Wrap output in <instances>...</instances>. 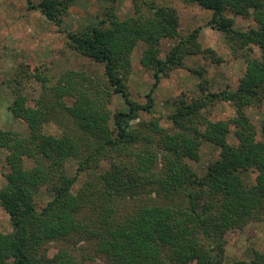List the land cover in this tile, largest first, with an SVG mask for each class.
<instances>
[{
  "label": "trees",
  "instance_id": "16d2710c",
  "mask_svg": "<svg viewBox=\"0 0 264 264\" xmlns=\"http://www.w3.org/2000/svg\"><path fill=\"white\" fill-rule=\"evenodd\" d=\"M76 1L42 0L29 8L65 34L73 53L104 64L105 81L76 70L53 78L38 67L18 82L9 111L29 131L0 126L8 166L0 206L12 224V231H0V264H226L227 235L264 222V122L260 137L248 115L264 106V0H178L212 11L207 26L224 36L233 59L246 63L238 87L219 92L206 69L186 59L220 65L223 58L204 47L202 28L180 33L175 8L136 0L133 15L122 19L114 3L98 26L65 32ZM229 13L258 27L237 30ZM164 40L175 44L163 59ZM141 42V65L155 81L146 104L131 98L127 84ZM179 69L198 78L200 95L173 99L172 130L155 116L141 120L142 113L154 114L162 79ZM36 83L40 96L32 99ZM115 96L127 111L113 113ZM222 103L235 114L215 121L212 110ZM49 124L60 133L46 134ZM205 142L220 155L201 177L189 161H200ZM44 188L52 200L41 208ZM234 264H264V253Z\"/></svg>",
  "mask_w": 264,
  "mask_h": 264
},
{
  "label": "rangeland",
  "instance_id": "374dc122",
  "mask_svg": "<svg viewBox=\"0 0 264 264\" xmlns=\"http://www.w3.org/2000/svg\"><path fill=\"white\" fill-rule=\"evenodd\" d=\"M42 0H0V126L4 129L26 134L29 129L25 122L15 118L9 111L13 102L14 89L18 82L24 81L25 71L32 75L38 67L50 77H57L69 70L84 71L104 80L105 65L96 63L90 59L75 54L67 47V40L60 29L49 22L39 11L29 8L30 2L38 5ZM136 0H77L64 19L65 32L76 33L88 27L98 26L106 18L108 10L115 3L118 16L122 19L131 17L134 13ZM164 5L171 6L178 11L180 16V33L187 36L197 28H202L201 41L206 48L216 50L223 58L220 65L211 63L199 56L189 57L186 63L190 67H203L208 72L211 80L212 91L219 92L227 87L236 89L239 80L244 75L246 63L243 59H233L224 36L217 30L208 27V22L213 17V12L198 5H185L178 0H155ZM228 16L235 20V28L247 31L257 28V23L252 18H243L229 13ZM175 41L164 40L162 43V55L166 54L174 46ZM144 43H139L132 55V72L128 80V88L131 98L146 104V96L150 92L154 78L141 65V57L145 49ZM260 57L259 51L253 54ZM23 76V77H22ZM36 83L32 99L40 96V89ZM199 80L185 69L172 72L164 77L154 94V114L142 113L141 120L149 121L154 116L161 118L163 127L172 130L173 125L167 117L172 113L173 99L184 95L194 98L200 95ZM35 106L33 103L30 105ZM113 113L127 111V106L120 96H115L111 106ZM235 114L233 108L225 103L219 104L212 110L211 118L215 121L226 120ZM248 115L256 125L259 135H262V123L264 122V106L260 109H249ZM46 134L58 135L60 129L55 124L46 125ZM232 143L236 139L232 135ZM220 155V148L205 142L201 148V159L198 162L189 161L194 171L199 176H204L209 165L216 161ZM7 152L0 150V189L6 184L5 175L8 173L6 164ZM71 174L77 170L76 162L68 167ZM249 178L255 180L256 174L250 173ZM83 178L77 188L81 186ZM52 200V195L46 188L42 189L37 198L38 206L44 207ZM0 231H12L9 214L0 206ZM55 245L52 246L54 248ZM264 253V222L251 224L243 231L231 232L227 235L226 264H234L236 260H250L254 252ZM100 262V261H98Z\"/></svg>",
  "mask_w": 264,
  "mask_h": 264
}]
</instances>
